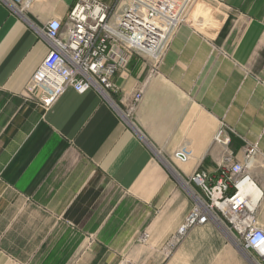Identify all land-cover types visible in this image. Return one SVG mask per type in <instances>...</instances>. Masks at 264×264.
Segmentation results:
<instances>
[{
	"label": "crops",
	"instance_id": "0c3cea01",
	"mask_svg": "<svg viewBox=\"0 0 264 264\" xmlns=\"http://www.w3.org/2000/svg\"><path fill=\"white\" fill-rule=\"evenodd\" d=\"M76 1L0 0V264H264L214 220L164 250L201 193L190 176L251 144L264 227V0H200L158 72L136 55L117 92L67 88L44 108L26 93L44 28Z\"/></svg>",
	"mask_w": 264,
	"mask_h": 264
},
{
	"label": "built area",
	"instance_id": "2783aa9c",
	"mask_svg": "<svg viewBox=\"0 0 264 264\" xmlns=\"http://www.w3.org/2000/svg\"><path fill=\"white\" fill-rule=\"evenodd\" d=\"M199 1L77 0L65 20L47 22L44 32L51 50L29 82L27 95L49 108L67 88L79 93L91 88L103 94L117 92L116 73L127 68L136 55L147 62L150 73L158 72L173 35ZM142 97L143 89L139 88L128 109L132 111ZM215 140L224 146L229 144L224 124ZM258 152L257 144H251L242 160L226 155L218 164L216 177L203 169L190 176L201 193L192 191L195 204L167 240V253L177 248L193 228L214 220L225 224L236 241L264 263V227L257 217L259 199L253 202L245 190L258 188L249 172ZM177 156L186 158L185 150Z\"/></svg>",
	"mask_w": 264,
	"mask_h": 264
},
{
	"label": "bare ground",
	"instance_id": "6f19581e",
	"mask_svg": "<svg viewBox=\"0 0 264 264\" xmlns=\"http://www.w3.org/2000/svg\"><path fill=\"white\" fill-rule=\"evenodd\" d=\"M245 190H246V192H248V194L250 195V197H251L253 202L258 201V199L261 196L260 190L258 188H256V187H248Z\"/></svg>",
	"mask_w": 264,
	"mask_h": 264
},
{
	"label": "rangeland",
	"instance_id": "374dc122",
	"mask_svg": "<svg viewBox=\"0 0 264 264\" xmlns=\"http://www.w3.org/2000/svg\"><path fill=\"white\" fill-rule=\"evenodd\" d=\"M256 158V157H255ZM253 166H255L254 164H253ZM264 166V165H263ZM127 263V262H126Z\"/></svg>",
	"mask_w": 264,
	"mask_h": 264
}]
</instances>
